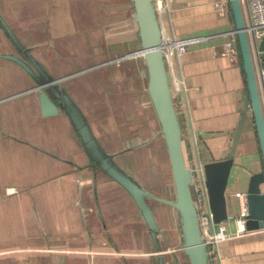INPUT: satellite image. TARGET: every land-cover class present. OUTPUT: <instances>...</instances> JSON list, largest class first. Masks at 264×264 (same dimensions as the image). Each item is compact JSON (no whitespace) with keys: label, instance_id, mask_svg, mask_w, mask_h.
<instances>
[{"label":"crops","instance_id":"crops-1","mask_svg":"<svg viewBox=\"0 0 264 264\" xmlns=\"http://www.w3.org/2000/svg\"><path fill=\"white\" fill-rule=\"evenodd\" d=\"M12 1L31 20L29 39L18 33L2 8L0 13L33 46L52 77L65 78L58 83L66 84L102 147L152 193L148 202L159 225L176 234L177 211L160 199L174 198V182L173 192L164 179L159 186L151 185L122 157L157 136L167 151L147 91L145 62L142 58L143 67L130 62V33L137 28L132 1ZM217 1L222 0H169L168 11L160 17L164 33L203 36L175 57L180 88L167 68L190 167H198L197 157L209 152L215 158L227 156L246 90L240 53L222 54L234 26L228 11L218 13ZM9 48L0 29V52ZM33 86L17 63L0 58V264H152V239L132 196L92 163L64 111L42 114ZM134 92L142 96L135 98ZM134 106L147 114L144 132L130 117ZM261 167L249 116L227 184L229 215L244 211L248 177ZM239 223L225 224L233 235L219 242L210 264H264V228L246 230Z\"/></svg>","mask_w":264,"mask_h":264},{"label":"water","instance_id":"water-1","mask_svg":"<svg viewBox=\"0 0 264 264\" xmlns=\"http://www.w3.org/2000/svg\"><path fill=\"white\" fill-rule=\"evenodd\" d=\"M131 1L133 3L131 16L137 24L140 47L130 52L129 55H141L145 62L147 91L166 141L174 182V198L160 199L177 211L181 246L188 256L190 264H210L198 209L191 190L192 167L187 164L184 153L183 125L176 109L167 73L163 25L153 0ZM227 13L233 21V28L236 29L241 67L246 77V90L240 107V118L234 129L227 156L215 158L211 152L205 156H198V168L203 170L205 176L213 214L214 224L210 231L217 230L220 224H226L238 218L246 230H255L264 228V114L240 1L229 0ZM0 28L19 53L16 55L12 52H0V57L19 63L37 81L39 103L43 115H53L59 111H64L68 115L92 163L130 193L148 226L154 244L159 248L158 233L163 234V231L147 201L153 196L152 193L120 167L113 154L102 147L90 122L79 105L72 99L66 86L60 87L58 79L50 77L40 63L32 55H29L27 48H24L23 43L1 13ZM263 44L264 41H261L260 48L263 47ZM249 116L253 120L258 138L262 167L249 175L245 191L244 213L234 216L229 215L228 212L226 189L234 165L237 146ZM196 134L200 133L196 131ZM159 264H164L162 256H159Z\"/></svg>","mask_w":264,"mask_h":264},{"label":"built area","instance_id":"built-area-1","mask_svg":"<svg viewBox=\"0 0 264 264\" xmlns=\"http://www.w3.org/2000/svg\"><path fill=\"white\" fill-rule=\"evenodd\" d=\"M229 0L217 1L215 3L216 10L219 14H225L228 11ZM248 38L249 48L251 52L253 67L261 100L262 110L264 114V44L260 48L261 41H264V0H239ZM156 11L161 17L168 11L169 0H153ZM229 38L224 43L223 55L233 57L239 53V47L236 38V29L232 28L229 32ZM203 36L177 37L172 33H164V51L166 55V66L170 70L176 87L180 88L183 81L176 74L177 66L175 57L186 51L187 45L191 42L198 41ZM191 190L194 201L196 203L200 223L203 232V238L207 245L209 262L212 263L213 258L217 255V247L220 241L232 237V233L228 232L225 223L220 224L217 230L210 231L213 226V214L209 203L208 190L205 183L203 170L198 167H192ZM240 195V192L236 193ZM241 213H244L242 211ZM239 227L244 229L241 220L237 219Z\"/></svg>","mask_w":264,"mask_h":264},{"label":"rangeland","instance_id":"rangeland-1","mask_svg":"<svg viewBox=\"0 0 264 264\" xmlns=\"http://www.w3.org/2000/svg\"><path fill=\"white\" fill-rule=\"evenodd\" d=\"M109 1H113V4L117 2H119L120 4L122 3L121 2L122 0H109ZM16 6H17V2H14L12 0H0V8H2L4 13L10 16V20L15 26L18 33L21 36H23V38L29 39L27 35L30 29L31 20L23 17V13L20 11L21 6H19V9H17ZM130 9H131V2H130ZM117 19L120 21L122 20L121 17H118ZM130 27H132V24L130 25ZM133 27L134 29L130 28L132 29V33H130V37L133 36V40L130 41V52L135 51L140 47V41L137 36V28L135 25ZM130 62L135 63V65L139 63L140 65H142V67L144 66L141 55L131 56ZM131 63L130 65L133 66V64ZM132 71L133 74L137 73V69H133ZM130 77L134 78L133 75H131ZM133 96H135V98H139L142 96V94L140 95L138 93H135V95ZM130 102H131L130 103L131 106L133 104L131 99ZM131 108H130L131 119L135 117L137 121L140 122L139 125L142 128H144L143 129L144 132L146 129L143 123H145L146 121L145 117H147V114L145 113L143 116L142 109L139 107L134 106ZM160 137L161 136L151 138V140H149L147 143L139 146L136 149H133L130 152L125 153V155L122 157L124 158L128 157L130 159L129 168L136 176L139 177L147 176L149 178V182L151 183V185H155V186H159L160 181L163 183V179H164V185L170 187L173 192V188H172L173 180L171 175V167L168 159V154L165 149L163 139ZM122 157H120V160L124 159ZM156 172H161V173L158 174ZM174 218L175 216L173 215V220ZM174 245L177 248H180V241L178 238L174 240Z\"/></svg>","mask_w":264,"mask_h":264},{"label":"flooded vegetation","instance_id":"flooded-vegetation-1","mask_svg":"<svg viewBox=\"0 0 264 264\" xmlns=\"http://www.w3.org/2000/svg\"><path fill=\"white\" fill-rule=\"evenodd\" d=\"M4 17V16H3ZM5 18V17H4ZM6 19V18H5ZM7 21V19H6ZM8 22V21H7ZM9 23V22H8ZM10 25V23H9ZM11 26V25H10ZM11 28L14 30V28L11 26ZM1 29V28H0ZM2 31V30H1ZM3 32V31H2ZM14 32L16 33V35L18 36V38L20 39V41L23 43L24 48L28 50L29 55H32V57H34L39 63L40 65L43 67V69L46 71V73L48 75H50V77H52V75L46 70V68L41 64V62L35 57V55L33 54V46L29 45L27 43H24L21 38L19 37V35L17 34V32L14 30ZM3 34L5 35V33L3 32ZM8 43H9V50L7 51H3V52H12L16 55H19L17 49L14 47V45L11 43V41L8 39V37L5 35ZM2 58V57H0ZM7 59V58H6ZM10 60V59H9ZM13 61V60H11ZM15 62V61H13ZM17 63V62H15ZM23 70L24 72L32 79V81L34 82V86L31 87L37 89L38 93H39V85L37 83V81L19 64L17 63ZM65 79V78H64ZM64 79H60L58 80V82L60 81H64ZM59 84V83H58ZM63 85L66 86L65 83H62ZM63 85H60V87H63ZM43 88H45V86H43ZM28 90V89H27ZM66 90H67V86H66ZM150 192V191H149ZM129 193V192H128ZM151 193V192H150ZM130 194V193H129ZM151 198V197H150ZM149 199V198H148ZM147 199V201H148ZM149 203V202H148ZM150 205V204H149ZM151 207V206H150ZM152 209V208H151ZM154 213V212H153ZM155 215V214H154ZM157 220V219H156ZM158 222V221H157ZM159 225V223H158ZM148 227V226H147ZM160 229L163 231V234L158 233V239H159V248L156 247V245L153 242L152 239V248H153V252L150 253V259H151V263L152 264H159V256L163 257L164 260V264H190V261L188 259V256L184 253L182 246H181V241H180V234H179V228L177 225V230H176V234H171L170 232H168L166 229H163L160 225H159ZM149 230V229H148ZM150 234V232H149ZM151 236V235H150ZM176 238L179 239L180 241V248H177L174 245V240H176ZM182 253V254H181Z\"/></svg>","mask_w":264,"mask_h":264}]
</instances>
